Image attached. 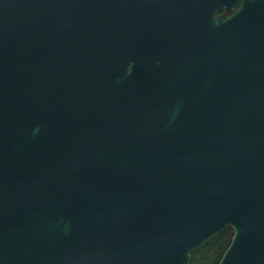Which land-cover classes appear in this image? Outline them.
<instances>
[{
    "label": "water",
    "instance_id": "water-1",
    "mask_svg": "<svg viewBox=\"0 0 264 264\" xmlns=\"http://www.w3.org/2000/svg\"><path fill=\"white\" fill-rule=\"evenodd\" d=\"M0 0V264H264V0ZM228 7L229 3L226 4Z\"/></svg>",
    "mask_w": 264,
    "mask_h": 264
},
{
    "label": "trees",
    "instance_id": "trees-1",
    "mask_svg": "<svg viewBox=\"0 0 264 264\" xmlns=\"http://www.w3.org/2000/svg\"><path fill=\"white\" fill-rule=\"evenodd\" d=\"M232 235V228L224 226L190 253L189 264H217Z\"/></svg>",
    "mask_w": 264,
    "mask_h": 264
},
{
    "label": "flooded vegetation",
    "instance_id": "flooded-vegetation-1",
    "mask_svg": "<svg viewBox=\"0 0 264 264\" xmlns=\"http://www.w3.org/2000/svg\"><path fill=\"white\" fill-rule=\"evenodd\" d=\"M217 1L226 2V3H224L221 6L219 11L214 12V15L221 14V13L229 15L232 12H234L240 6V4L243 0H217ZM227 3H229L228 7H226Z\"/></svg>",
    "mask_w": 264,
    "mask_h": 264
}]
</instances>
